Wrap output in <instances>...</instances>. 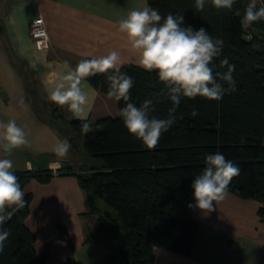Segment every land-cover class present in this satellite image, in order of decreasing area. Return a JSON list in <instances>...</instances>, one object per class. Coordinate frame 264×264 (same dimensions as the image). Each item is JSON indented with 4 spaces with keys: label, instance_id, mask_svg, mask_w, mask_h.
I'll return each instance as SVG.
<instances>
[{
    "label": "trees",
    "instance_id": "1",
    "mask_svg": "<svg viewBox=\"0 0 264 264\" xmlns=\"http://www.w3.org/2000/svg\"><path fill=\"white\" fill-rule=\"evenodd\" d=\"M250 3L258 8L264 0H236L231 10H218L206 3L203 11L196 10L195 0H147V6L162 16L182 15L185 26L194 30L204 27L214 39L223 40L222 53L213 61L214 72L227 70L219 66L227 58L235 65L236 82V91L219 101L181 98L176 123L162 134L153 150L128 133L119 115L86 120L93 131L84 134L82 120L65 118L57 112L56 104L49 109L50 104L34 102L36 115L67 139L74 151L82 144L90 159L88 171H76L75 175L98 214L94 238L109 247L102 264H155L154 246L190 255L198 226L188 207L194 201L191 184L205 166L208 153L219 151L239 166L240 175L231 181L229 192L260 202L259 215L264 218V21L254 22L248 29L241 27ZM121 72L134 79L131 102L139 106L153 98L152 115L167 118L172 105L166 99L155 101L154 94L164 87L156 73L133 64L121 66ZM86 81L100 93H107L106 75ZM117 102L119 112L124 101ZM193 110L198 112L195 117ZM15 175L23 189L31 179L47 182L54 173L38 169ZM24 198L26 207L14 212L3 225L11 235L0 254V264H43L49 257L48 248L42 254L34 248L35 236L25 224L30 195ZM62 264L78 263L69 258Z\"/></svg>",
    "mask_w": 264,
    "mask_h": 264
},
{
    "label": "crops",
    "instance_id": "2",
    "mask_svg": "<svg viewBox=\"0 0 264 264\" xmlns=\"http://www.w3.org/2000/svg\"><path fill=\"white\" fill-rule=\"evenodd\" d=\"M145 6L147 0H0V121L14 119L30 142L10 156L0 150V158L11 159L15 172L60 171L47 182L31 179L23 188L30 195L25 224L35 236L34 248L37 254L48 248L43 264H62L69 258L78 264H102L109 247L95 240L98 214L90 207L76 172L65 170L73 154L88 155L78 144L77 151L71 148L66 159L58 160L52 149L64 138L36 115L33 104L52 103L46 88L57 81L65 62L75 68L82 59L117 51L122 66H139L138 54L119 32L118 23L129 11ZM38 15L48 31L49 46L43 50L36 49L29 37V24ZM83 87L90 98L86 120L118 115L117 101L86 80ZM59 108L67 119L74 118L66 107ZM261 206L228 192L223 201L214 202L211 213L190 208L198 222L190 255L154 246V263L264 264Z\"/></svg>",
    "mask_w": 264,
    "mask_h": 264
},
{
    "label": "clouds",
    "instance_id": "3",
    "mask_svg": "<svg viewBox=\"0 0 264 264\" xmlns=\"http://www.w3.org/2000/svg\"><path fill=\"white\" fill-rule=\"evenodd\" d=\"M235 2L195 0L194 6L197 11H203L206 3H210L218 10H231ZM258 21H264V5L257 8L255 3L248 4L240 20L241 27L248 29ZM118 30L138 54L139 66L145 71L155 72L158 81L164 85L160 92L154 94L155 101L166 99L172 106L167 118H158L152 115L155 111L153 98L145 99L139 106L131 102L130 90L134 86V79L121 72L122 60L117 51L99 58L82 59L75 68L65 62L57 81L51 88H46L47 98L59 107H66L72 117L82 120L81 130L84 134L93 131V128L86 122L90 98L83 82L98 74L106 75L108 98L124 101V107L118 112L124 127L148 150L155 149L162 134L176 123L175 113L181 98L202 97L219 101L226 93L236 91L234 64L224 58L219 66L227 70L214 72L213 61L222 53L223 40L214 39L204 27L194 30L190 25L185 26L184 16H162L159 10L145 6L129 11L119 21ZM191 115L195 117L198 112L193 110ZM244 142L242 138L240 143ZM29 146L28 134L14 119L0 121V150L6 156H10L16 149ZM70 149V142L64 139L59 140L52 151L58 160H63L67 158ZM204 165L191 184L195 205L189 204L188 207L211 213L214 202L223 201L227 197L229 185L234 177L240 175V168L219 151L205 154ZM25 194L15 175L13 161L0 158V254L11 235L3 225L14 212L26 207Z\"/></svg>",
    "mask_w": 264,
    "mask_h": 264
},
{
    "label": "built area",
    "instance_id": "4",
    "mask_svg": "<svg viewBox=\"0 0 264 264\" xmlns=\"http://www.w3.org/2000/svg\"><path fill=\"white\" fill-rule=\"evenodd\" d=\"M29 37L36 49L43 50L48 48V31L44 18L41 15L31 20L29 24Z\"/></svg>",
    "mask_w": 264,
    "mask_h": 264
},
{
    "label": "rangeland",
    "instance_id": "5",
    "mask_svg": "<svg viewBox=\"0 0 264 264\" xmlns=\"http://www.w3.org/2000/svg\"><path fill=\"white\" fill-rule=\"evenodd\" d=\"M28 78H29V76H28ZM30 97H32V96H30ZM39 100H41V99L39 98ZM49 104L50 105H48V108L51 109L54 105H51L52 103H49ZM57 112L62 113V111H60V108L57 110ZM64 117L66 118V116H64ZM69 159H70V162H69L70 164L67 165V166H69V168H66L65 169L66 171H75V172L76 171H88V163H89L90 159L88 156L85 155L84 152H77V154H73V156H71ZM52 172L56 173V174L58 172L60 173V171L58 169H57V171L53 170Z\"/></svg>",
    "mask_w": 264,
    "mask_h": 264
}]
</instances>
